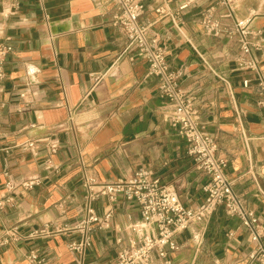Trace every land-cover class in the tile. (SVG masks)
<instances>
[{
	"label": "crops",
	"instance_id": "obj_1",
	"mask_svg": "<svg viewBox=\"0 0 264 264\" xmlns=\"http://www.w3.org/2000/svg\"><path fill=\"white\" fill-rule=\"evenodd\" d=\"M144 2L141 23L149 24L150 38L166 49L179 85L216 135L235 190L264 220V108L257 104L254 74L238 68V36L227 32L245 17L264 31V0H245L233 12L216 0H174L176 9L186 5L183 34L170 17H157L152 0ZM211 4L223 28L220 37L202 26ZM116 13L113 0H0V37L14 48L0 82V237L11 226L23 236L0 246V264H32L27 257L34 249L47 264H75L73 233L30 234L47 223L80 218L85 176L120 180L146 167L175 187L185 206L203 197L208 178L166 120L158 79L147 76L145 60L114 23ZM50 35L56 36L53 42ZM255 56L264 71V49ZM112 65L115 74L94 85L91 74ZM214 72L224 74L229 85ZM52 139L59 141L55 153L45 145ZM30 140L39 145L38 155L24 149ZM28 180H35L31 187L21 185ZM14 183L17 188L10 189ZM97 206L102 214L105 202ZM114 207L112 227L96 229L85 264H115L118 238L141 220L138 205L123 196ZM175 239L173 264H261L249 257L254 244L248 228L223 206Z\"/></svg>",
	"mask_w": 264,
	"mask_h": 264
},
{
	"label": "built area",
	"instance_id": "obj_2",
	"mask_svg": "<svg viewBox=\"0 0 264 264\" xmlns=\"http://www.w3.org/2000/svg\"><path fill=\"white\" fill-rule=\"evenodd\" d=\"M117 13L114 23L119 25L129 46L135 47L137 55L147 64V76L155 77L159 82V94L165 100L166 120L186 141L188 154L194 160L195 167L204 173L208 180L203 187V197L193 207L185 206L175 187L161 182L153 170L140 167L129 176L120 180H99L92 176L82 179L84 197L79 205L80 218L71 223H47L30 236L57 235L70 232L75 235L69 247L78 255L75 264H85L88 249L92 246L96 229H110L115 212V203L123 196L135 202L141 213V220L129 225L126 237L118 238L119 246L115 264H173L171 253L179 248L175 236L193 225L208 220L221 206L229 217L239 218L249 230V239L254 244L249 257L264 264V220L246 207L245 200L235 190V183L227 174L228 160L219 154L216 135L209 132L201 121V113L195 99L190 96L178 82V75L170 69L167 52L158 45L156 39L149 36V24L141 23L146 11L144 0H113ZM174 0H152L153 10L157 17H170L179 33L183 34L181 11L186 5L176 9ZM245 0H216V4L227 7L233 12ZM216 4H211L202 13V26L208 35L220 37L223 28L216 16ZM231 13L228 14L230 16ZM1 30V28H0ZM238 36L240 55L238 68L251 71L255 76L258 106L264 108V71L259 66L256 52L264 49V31L251 26V17L240 18L227 30ZM56 36L50 35L53 42ZM14 50L13 46L0 37V82L6 77L4 63ZM113 65L105 72H94L91 78L94 85L99 84L106 75H114ZM215 75L229 85L228 78L219 72ZM251 79L244 80V86H250ZM24 96V94H21ZM52 153L59 149L57 139L48 140L45 144ZM38 155L39 145L30 140L23 145ZM35 180L21 183L25 188ZM18 184H10V189ZM264 197V192H262ZM105 202L102 214L97 204ZM18 226L4 230L0 237V246L22 238ZM32 264H47L40 256V250L34 249L28 254ZM160 260V262H158Z\"/></svg>",
	"mask_w": 264,
	"mask_h": 264
}]
</instances>
